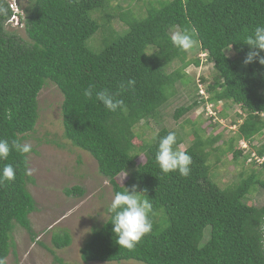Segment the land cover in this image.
Instances as JSON below:
<instances>
[{
	"label": "trees",
	"instance_id": "16d2710c",
	"mask_svg": "<svg viewBox=\"0 0 264 264\" xmlns=\"http://www.w3.org/2000/svg\"><path fill=\"white\" fill-rule=\"evenodd\" d=\"M114 1L28 0L21 9L28 38L24 41L6 29L12 14L7 0H0V8L6 10L0 12V139L23 141L34 131L37 96L49 80L63 98L64 138L95 160L113 196L124 187L137 185V191L145 192L142 195L151 200L150 233L133 249L120 247L108 216L80 248L83 264H264V204L255 207L241 202L252 188H264V181L252 174L236 187L221 189L209 180L204 148L220 136L195 141L180 150L182 139L177 134L174 147L192 157L187 177L178 172L163 174L155 162L157 140L170 130L161 128L143 145L134 144L135 137L139 138L134 128L154 118L173 94L174 86L178 82L183 85L180 81L187 77V53L193 51L206 56L205 63L198 57L194 65H210L216 78L208 84L200 76L205 99L199 97V85L193 81L197 97L190 105L177 108L174 119L207 102L232 103L245 116L241 124L234 125L238 128L229 148L239 139L250 146L261 135L264 66L258 61L243 63L249 51L243 41L257 25L264 24V0H159L146 4L142 18L131 11L117 18L110 12ZM115 19L126 27L122 34L112 26ZM189 26L198 30L199 44L182 52L169 37L172 31ZM96 33L101 34L100 42L105 38V44L99 51H92L87 41ZM175 63H180L179 68L168 72ZM129 79L135 80L134 88L121 91L120 85H126ZM90 85L119 93L126 109L111 112L94 98L86 99L83 91ZM206 119L215 121L214 116ZM232 150L234 160L245 155L241 149ZM254 152L264 157V142ZM30 154L22 156L13 151L8 160L0 161V168L11 163L16 170L14 180L0 184V257L7 258L10 253L15 225L30 237L35 235L29 215L36 210V203L27 188L34 180L25 175ZM140 154L145 161L136 164ZM132 167L134 171L120 185L117 177ZM259 170L264 171V164ZM83 193L78 186L64 190L67 197ZM71 241L67 230L52 233V247L46 249L55 264H65L55 250L69 247Z\"/></svg>",
	"mask_w": 264,
	"mask_h": 264
},
{
	"label": "rangeland",
	"instance_id": "374dc122",
	"mask_svg": "<svg viewBox=\"0 0 264 264\" xmlns=\"http://www.w3.org/2000/svg\"><path fill=\"white\" fill-rule=\"evenodd\" d=\"M17 1L20 9L27 6L28 0ZM157 1L159 0H117L111 3L110 12L118 18L127 11H131L142 18L146 4ZM112 22L113 28L119 31V34L126 29L122 21L115 19ZM11 25L6 27L8 31L28 41L23 27L16 26L15 23ZM100 38L101 34L96 33L87 41V46L92 51H99L105 44V38H102L101 42ZM94 45L96 47H93ZM199 56V51L187 53L186 61L189 65L184 70L187 77L180 81L187 88L178 82L173 88V94L159 113L154 118L142 121L134 128V133L136 132L139 137H135L134 144L143 145L161 128L175 131L179 135L182 139L180 150H185L195 141L203 142L209 137L220 136L219 140L215 139V143L205 145L204 148L208 153L209 180L221 189L236 187L241 180L252 174H257L259 180L264 181V171L259 170L260 165H252L244 159L245 155L233 159L234 150L232 149H240V139L233 142L232 149L228 146L230 139L235 137L237 126L242 123L245 116L238 106L223 102L215 104V121L213 122L206 119L209 117L206 109L213 106L209 103L203 104L204 106L200 105L177 120L174 119L173 115L177 108L190 105L197 97L193 81L200 86L198 87L200 97L205 96V90L199 83L200 76L205 77L208 84H212L216 78L210 65L206 67L202 64L205 68L194 65L193 61ZM179 66L180 63H175L167 71L175 70ZM261 93L264 95V88ZM62 100V95L56 86L51 81L45 80L37 96L38 120L35 129L23 140L30 143L33 149L28 156V168L35 170L31 176L34 183L28 184L27 188L36 203V210L29 215L35 235L30 237L25 230L15 225L11 236L12 248L6 258L7 264H55L46 248L52 247L50 242L52 233L61 232V230H67L72 241L69 247L55 250L56 256L65 264H83L80 260V248L91 232L96 230L109 216L107 208L114 197L112 189L108 180L98 173L95 160L87 152L72 146L64 138L61 122ZM198 130L203 133H199ZM263 142L264 131L250 143V146L246 147L247 151L254 152L255 148ZM144 161V156L140 154L136 164H143ZM134 169L132 167L129 171L119 175L118 183L124 185L131 174L129 172H133ZM73 186L82 188L83 195L67 197L64 190ZM241 202L255 207L262 206L264 188L259 186L252 188L241 199ZM207 231L208 229L205 235ZM112 264L141 263L128 261Z\"/></svg>",
	"mask_w": 264,
	"mask_h": 264
},
{
	"label": "clouds",
	"instance_id": "9594fccd",
	"mask_svg": "<svg viewBox=\"0 0 264 264\" xmlns=\"http://www.w3.org/2000/svg\"><path fill=\"white\" fill-rule=\"evenodd\" d=\"M10 0H7V3ZM18 13L14 14L11 10V16L7 21V26H10V19L16 16L19 19V25L24 28V14L18 6ZM6 11L0 8V12ZM12 26V25H11ZM172 45L182 52H188L199 44L198 30L193 27H185L179 30L172 31L169 37ZM248 47L249 51L243 61L245 65L257 62L264 66V24L257 25L254 31L248 35L243 41ZM151 55V53H145ZM205 53H200L201 55ZM199 56V58H200ZM201 59V58H200ZM206 59V56H205ZM203 66L202 64L199 65ZM200 79V78H199ZM135 80L129 79L127 84H121V91L132 89L135 86ZM171 91V89H169ZM83 95L86 99H95L96 102L102 104L108 111L116 112L118 109L125 110L126 106L122 99H119V93L111 92L107 89L97 90L93 86L84 89ZM206 98L205 96H200ZM208 99V98H207ZM210 105L213 103L207 102ZM205 103V104H207ZM215 104L211 108H215ZM219 112L218 110H216ZM244 141L243 139L239 141ZM246 142V141H245ZM177 144V133L175 131L168 132L165 136L159 137L157 140V149L155 152V162L163 174L170 172H178L180 176L187 177L191 173L190 165L192 164V157L185 151H180L174 146ZM32 145L24 142L19 138H14L11 141L0 139V161L8 160L11 152H16L22 156L32 152ZM35 170L31 168L25 169L26 176H32ZM16 170L11 163H5L0 168V184L6 181L15 179ZM141 191H137V185H132L131 188L124 187L123 191L115 193L107 213L110 216V223L112 225V233L115 236V243L120 247L133 249L140 240L153 228V219L151 214L153 211V204L151 200L142 195ZM264 244V239L261 240ZM0 264H7L5 257H0Z\"/></svg>",
	"mask_w": 264,
	"mask_h": 264
},
{
	"label": "built area",
	"instance_id": "2783aa9c",
	"mask_svg": "<svg viewBox=\"0 0 264 264\" xmlns=\"http://www.w3.org/2000/svg\"><path fill=\"white\" fill-rule=\"evenodd\" d=\"M8 6H9V9L14 13H18V7H17V4H16V0H10L8 2ZM10 22L11 23H15L16 26H18L20 23H19V19L16 17V16H13L11 19H10ZM201 62L202 63H205V55H201ZM200 87V86H199ZM206 112L209 114V116H215V113L212 111L211 109V106H209L207 109H206ZM240 149L244 151V154L245 155H248L250 157L247 158V161L250 162L251 164L254 163L255 165H262L264 164V157H258L255 152H248L247 151V146H249V144L247 145V142L245 141H241L240 143ZM246 145V146H245ZM249 149V148H248Z\"/></svg>",
	"mask_w": 264,
	"mask_h": 264
}]
</instances>
